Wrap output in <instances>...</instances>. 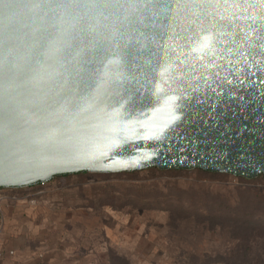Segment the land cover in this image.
Returning a JSON list of instances; mask_svg holds the SVG:
<instances>
[{
    "label": "water",
    "instance_id": "95a60500",
    "mask_svg": "<svg viewBox=\"0 0 264 264\" xmlns=\"http://www.w3.org/2000/svg\"><path fill=\"white\" fill-rule=\"evenodd\" d=\"M256 76L264 0H0V189L149 168L264 175L238 157L243 138L211 163H177L169 143L194 138L198 101L227 103ZM249 148L264 161V133Z\"/></svg>",
    "mask_w": 264,
    "mask_h": 264
},
{
    "label": "rangeland",
    "instance_id": "374dc122",
    "mask_svg": "<svg viewBox=\"0 0 264 264\" xmlns=\"http://www.w3.org/2000/svg\"><path fill=\"white\" fill-rule=\"evenodd\" d=\"M249 190L264 192V179L144 170L56 177L10 197H26L17 219L66 264H217L245 233L219 220L255 212Z\"/></svg>",
    "mask_w": 264,
    "mask_h": 264
},
{
    "label": "snow or ice",
    "instance_id": "6c2138e0",
    "mask_svg": "<svg viewBox=\"0 0 264 264\" xmlns=\"http://www.w3.org/2000/svg\"><path fill=\"white\" fill-rule=\"evenodd\" d=\"M261 79L264 78L253 77L255 82ZM225 94L224 90L214 91L207 103L204 100L198 101V104H204L207 110L195 116L197 123H193L190 129L194 138L189 140V134L181 132L176 139L169 142L176 145V162H180L181 154L197 163H211L216 159H223L216 157V150L219 148L227 155L224 144L229 140L235 142L243 138L244 143L241 144L238 157L246 161V166L264 171V161L257 162L252 159L249 148L251 137L256 132L264 133V85L257 88L256 83H253L238 88L228 93L227 103L222 99ZM236 123L239 127L234 128L233 125ZM181 141L195 144V150L188 151L187 146L181 144ZM159 161L165 166L172 165V153H163Z\"/></svg>",
    "mask_w": 264,
    "mask_h": 264
},
{
    "label": "trees",
    "instance_id": "16d2710c",
    "mask_svg": "<svg viewBox=\"0 0 264 264\" xmlns=\"http://www.w3.org/2000/svg\"><path fill=\"white\" fill-rule=\"evenodd\" d=\"M154 170L158 172H168V171H190L196 170L200 172L218 174L223 176H231L228 174L212 173L208 171H202L199 169H190V170H158L156 168H149L147 171ZM144 171V170H143ZM141 172V171H136ZM136 172L121 173V174H134ZM90 173H77V174H67L56 177H66V176H78V175H87ZM94 175H110V174H94ZM53 177L52 179L56 178ZM264 179V175H259ZM236 178L245 180L244 178L237 176ZM40 186V184H37ZM249 190L246 195L254 196L258 198V202H255L250 205L249 209L254 210L255 212L251 214H245L244 216L234 217L230 219H221L220 222L230 221L234 229L244 231V234H234L231 235L228 239L229 241L236 244V247L228 252L219 253L217 252L216 257L218 261L217 264H264V192H254ZM246 208L245 211H249ZM263 209V210H262ZM218 219V218H217ZM203 222H197L198 225H203ZM201 223V224H200ZM217 225V224H216ZM223 224H218L217 227H222ZM202 227V226H201ZM195 261L194 264H200L198 258L195 254L192 256Z\"/></svg>",
    "mask_w": 264,
    "mask_h": 264
},
{
    "label": "crops",
    "instance_id": "0c3cea01",
    "mask_svg": "<svg viewBox=\"0 0 264 264\" xmlns=\"http://www.w3.org/2000/svg\"><path fill=\"white\" fill-rule=\"evenodd\" d=\"M28 189V188H27ZM13 189H2L0 193L7 196L14 194ZM28 198V197H27ZM25 196L4 200L1 203L3 222L0 229V264H66L54 258L31 230L19 221V212L23 209ZM30 200V199H29ZM32 200V199H31ZM29 204H33L29 201Z\"/></svg>",
    "mask_w": 264,
    "mask_h": 264
},
{
    "label": "built area",
    "instance_id": "2783aa9c",
    "mask_svg": "<svg viewBox=\"0 0 264 264\" xmlns=\"http://www.w3.org/2000/svg\"><path fill=\"white\" fill-rule=\"evenodd\" d=\"M40 185H43V184H40ZM8 199H13V197H10V196H7V195H3V194L0 193V229H1V226H2V222H3V212H2V209H1V203L4 200H8Z\"/></svg>",
    "mask_w": 264,
    "mask_h": 264
},
{
    "label": "flooded vegetation",
    "instance_id": "af4514ba",
    "mask_svg": "<svg viewBox=\"0 0 264 264\" xmlns=\"http://www.w3.org/2000/svg\"><path fill=\"white\" fill-rule=\"evenodd\" d=\"M30 187H32V186H30Z\"/></svg>",
    "mask_w": 264,
    "mask_h": 264
}]
</instances>
